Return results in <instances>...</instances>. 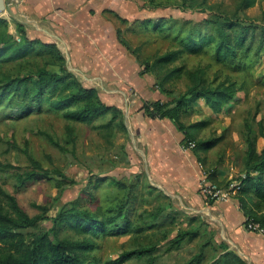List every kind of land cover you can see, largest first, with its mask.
Returning <instances> with one entry per match:
<instances>
[{"label": "trees", "instance_id": "1", "mask_svg": "<svg viewBox=\"0 0 264 264\" xmlns=\"http://www.w3.org/2000/svg\"><path fill=\"white\" fill-rule=\"evenodd\" d=\"M149 2L155 4L152 7L164 6L157 0H149ZM255 3L256 0H240L238 6L239 9L246 10ZM182 6L185 7L186 3L184 2ZM116 16L121 23L127 25L126 30H131L133 33L140 31L168 33L169 29H172L176 22L178 23L171 16H158L136 20L130 24L127 19ZM237 22L230 18L222 20L220 16L212 15L193 22L190 26H187L188 23H185V26L182 24L184 33L180 34L179 31L173 36L176 45L163 52H157L152 61L146 59L142 61V45L131 46L130 41L124 37L122 28H118L117 31L120 42L135 54L144 66L143 73L149 72L155 76L156 87L162 93L171 96L173 92L166 85L176 79L187 78L186 90L175 99L145 102L143 109L151 118L170 119L184 133V146L187 147L193 142L195 144L193 150L200 159L201 152L213 149L225 139V132L204 137V130L212 122L210 117L193 122H185L184 119L200 111L195 108L196 102L200 99L205 100L214 113H220L229 103L237 99L240 91L248 90V84L232 79L230 74L226 78L219 79V72H216L213 80H209L208 71L212 63L205 66L199 64L191 69L185 65L184 56L209 52L213 63L225 67L235 65L236 70L241 71L246 64L237 65L240 51L249 47H245L246 37L242 35L247 27L241 26L235 34L232 33ZM248 31L247 29L246 32ZM16 32L17 35L12 34L7 19L0 17V106L6 100L19 101L20 105L24 104L25 107L19 108L18 111H23L24 114L34 110H45L61 114L70 122L84 123L94 129H105L113 133L114 128L118 126L128 132L120 108L103 102L97 87L84 85L68 68L64 53L55 43H46L28 37L24 26L20 23H16ZM164 37L167 38L168 34ZM262 48L263 39L260 40L258 50L261 51ZM5 64H11L9 70L3 69ZM100 119H104L105 122L96 124ZM253 121L246 120V129L242 133L246 144L243 162L245 174L237 178L241 183L236 195H243L241 202L246 216L264 228V147L261 151L257 147L258 139L264 137V116L259 120L255 117ZM45 135L60 150L75 151L77 135L71 125L66 126V139L63 143L48 133ZM11 145L13 148H18L15 142ZM27 156L31 162L29 170L0 161V172L16 177L19 186H25L33 181L52 179V173L47 168L30 154L27 153ZM215 174L216 168L211 170L210 178L218 183ZM103 180L105 179L99 181ZM63 183H67L66 179ZM110 183L125 188L127 192L110 197L105 203L96 194H92L91 198L95 201L93 210L84 207V201L79 198L64 205L52 218L55 230L66 226L84 235L83 240L75 241L57 239L55 237L57 234L51 235L49 231L41 230L40 221L44 215L30 216L20 206L17 197L0 186V264H99L96 259L92 261L88 259L90 252L96 246L93 237L118 236L156 228L158 222L155 221L163 210L173 209L172 202L160 205L158 210L152 213L153 222H147L144 227L137 226L134 221V208L131 207V189L135 188L137 183L129 186L119 180ZM59 186L63 187L62 184ZM149 187L159 192V197L170 199L158 187L152 184H149ZM174 211L175 214L180 213L179 210L174 209ZM189 234L188 231L180 232L171 242L179 246ZM197 236L198 231H195L189 238ZM224 248L226 252L220 255L215 261L216 264H229L231 260L245 264L239 255L228 249L227 244ZM155 250L154 247L143 246L133 251H126L108 264H121L134 256L149 255ZM202 260V256L199 255L196 260H191L187 264H201Z\"/></svg>", "mask_w": 264, "mask_h": 264}, {"label": "rangeland", "instance_id": "2", "mask_svg": "<svg viewBox=\"0 0 264 264\" xmlns=\"http://www.w3.org/2000/svg\"><path fill=\"white\" fill-rule=\"evenodd\" d=\"M157 1L165 8L151 9L150 7L155 4L150 3L148 6L146 3L153 12L150 14L153 16L164 14L178 21L168 33L154 31L133 33L131 30H126L123 23L118 22L131 46L142 45V61L145 59L152 61L157 52H163L175 46L173 36L179 31L180 34L184 33L182 24L185 26V23H188L187 26H190L193 22L212 15L220 16L222 20L230 18L242 23L243 25L237 22L236 28L232 31L233 34L241 26L249 30L246 32V29L242 33L246 37L245 47L249 48L240 51L237 65L246 64L241 71L236 70L235 65L225 67L213 63L209 52L184 56L185 65L191 69L199 64L205 66L212 63L208 71L209 80H213L216 72H219V79L226 78L230 74L232 79L248 84V90L240 91L238 99L227 105L222 114L212 115L209 111L195 112L184 119L185 122H193L210 117L212 122L204 130V137L225 132V139L209 152L211 163L227 170V176L223 180H217V184L224 185L232 178H240L245 174L243 162L246 144L242 133L246 129V120L253 121L255 117L259 120L264 116V0H256L255 5L246 10L239 9L240 0ZM184 2L185 7L182 6ZM9 30L11 31L10 28ZM11 33L17 35L16 30L12 29ZM165 34H168L167 38L164 37ZM261 39H263V48L260 51L258 48ZM10 66L11 64H5L3 69L9 70ZM68 68L76 74L70 62ZM187 85L186 77L169 82L166 86L172 90L173 94L171 96L164 94L161 100L175 99L186 90ZM100 92L104 97L105 93L102 90ZM1 104L0 161L29 170L31 162L27 156L28 153L52 173L51 180L33 181L25 186H19L16 177L0 172V186L14 194L20 206L30 216L44 215L40 221L41 230L49 231L51 235L57 234L55 236L57 239L83 240L84 235L66 226L55 230L52 218L64 205L79 198L84 201V207L93 210L95 201L91 198L92 194H96L105 203L110 197L127 192L125 188L111 184L113 180H119L126 186L137 183V186L131 189V207L134 208V221L137 226L144 227L147 222H153L152 213L157 211L160 205L171 203L170 197V199L159 197V192L149 187L151 182L146 174L143 158L135 162L137 165L130 161L128 152L131 150L136 152L135 146L138 145L130 128L126 133L116 126L113 133H110L105 129H94L84 123L70 122L61 114L45 110H34L24 114L23 111H18L19 108L25 107L23 103L20 105L19 101L6 100ZM201 105L204 106V102ZM197 106L200 107V105ZM104 122V119H100L96 121V124ZM67 125H71L77 135L75 151L60 150L45 135L48 133L63 143L66 139ZM260 138V142H257L259 149L263 148L262 144L264 145V137ZM12 142L18 145L17 149L12 147ZM65 179L67 183L64 184ZM100 179L105 180L99 181ZM60 184L63 187H60ZM134 196L136 197L133 198ZM176 204L179 207L183 206L177 202ZM174 212L171 208L164 209L155 221L158 222L157 227L153 229L118 236L93 237L96 246L90 252L88 259L90 261L96 259L99 264H108L123 252L147 246L156 248L155 252L134 256L121 264H187L191 260H196L199 255L203 259L201 264H216L215 261L226 252L225 243H219L216 239V229L200 217H193L192 214L181 211L176 214ZM183 231H188L190 234L186 235L187 237L179 246H175L171 240ZM195 231H198V236L189 238ZM229 264L239 263L231 260ZM245 264L249 263L245 262Z\"/></svg>", "mask_w": 264, "mask_h": 264}, {"label": "crops", "instance_id": "3", "mask_svg": "<svg viewBox=\"0 0 264 264\" xmlns=\"http://www.w3.org/2000/svg\"><path fill=\"white\" fill-rule=\"evenodd\" d=\"M4 1L6 9L0 12V17L7 19L10 32L20 23L28 37L55 43L64 53L67 66L70 62L83 84L102 90L103 102L120 108L127 129L130 128L138 144L134 145L138 153L128 152L130 161L137 165L135 162L143 158L151 184L171 198L173 209L208 221L217 231V241L227 244L245 262L264 264V235L246 228L243 195L215 202L201 194L203 180L214 182L211 170L216 168V180L227 176L226 169L213 165L209 159L214 148L201 152L200 159L193 148L184 146V133L170 119L151 118L143 109L145 102L159 100L164 93L156 87L155 76L143 73L144 66L137 56L120 42L117 32L121 28L120 19L116 15L130 24L158 17L150 14L149 0ZM195 108L212 115L223 113V110L214 113L203 99L196 102ZM262 149L258 147L259 151ZM175 201L183 206L179 207Z\"/></svg>", "mask_w": 264, "mask_h": 264}, {"label": "built area", "instance_id": "4", "mask_svg": "<svg viewBox=\"0 0 264 264\" xmlns=\"http://www.w3.org/2000/svg\"><path fill=\"white\" fill-rule=\"evenodd\" d=\"M194 146L195 144L190 142L186 148H193ZM240 183L241 181L237 178H232L225 185H219L209 180H203L201 194L208 200L225 202L238 193ZM245 226L249 231L258 232L264 235V228L248 217L246 218Z\"/></svg>", "mask_w": 264, "mask_h": 264}, {"label": "water", "instance_id": "5", "mask_svg": "<svg viewBox=\"0 0 264 264\" xmlns=\"http://www.w3.org/2000/svg\"><path fill=\"white\" fill-rule=\"evenodd\" d=\"M6 9V3L4 0H0V12Z\"/></svg>", "mask_w": 264, "mask_h": 264}]
</instances>
